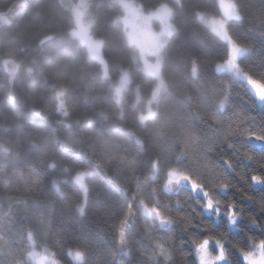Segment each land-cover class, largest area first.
<instances>
[{
    "label": "trees",
    "instance_id": "obj_1",
    "mask_svg": "<svg viewBox=\"0 0 264 264\" xmlns=\"http://www.w3.org/2000/svg\"><path fill=\"white\" fill-rule=\"evenodd\" d=\"M16 1L0 0V264H32L30 252L43 248L54 252L57 264H165L154 247L161 237L170 248L168 264H198L192 240L205 236L222 240L228 264H245L242 253L264 240V210L259 207L264 185L249 187L228 170L237 187L217 195L242 208L235 227L223 214L204 211L197 203L202 194L188 184L175 193L161 192L170 166H195L214 180L207 166L225 169L224 161L230 159L249 181L254 172L264 176L263 149L246 141L240 152L255 156L249 161L238 159L239 153L234 156V149L221 142L225 134L232 136L229 142L241 140L235 118L230 120L233 112L254 118L245 127L264 126V104L245 80L217 71L229 45L199 13L219 16L218 0H135L148 11L166 4L173 10L174 28L161 57L163 87L154 95L157 79L143 68L119 19L127 0H33L16 20L3 18ZM235 1L241 17L231 18L227 29L245 49L239 65L264 78V0ZM81 11L90 19L91 34L101 40L108 76L73 34ZM10 60L18 64L13 84L6 69ZM126 68L131 81L119 103L112 86ZM58 92H63L60 98ZM225 93L226 104L217 111ZM212 140L217 143L208 151L204 142ZM182 150L185 154L179 155ZM153 162L159 167L155 178ZM79 171L92 173L86 177L83 213V193L74 180ZM152 188L161 210L175 220L165 228L139 206L141 198L152 203ZM134 192L133 226L120 253L118 221ZM16 200L26 201L27 212ZM189 215L191 224L181 219ZM249 215L262 226L253 225ZM77 250L83 252L80 260Z\"/></svg>",
    "mask_w": 264,
    "mask_h": 264
},
{
    "label": "snow or ice",
    "instance_id": "obj_2",
    "mask_svg": "<svg viewBox=\"0 0 264 264\" xmlns=\"http://www.w3.org/2000/svg\"><path fill=\"white\" fill-rule=\"evenodd\" d=\"M221 6L224 9L225 14H232L235 12L234 4L231 0H221ZM217 30L223 32L226 36L224 25L222 23H218ZM229 49L227 58L218 65V67L222 68L227 66L229 69H233L237 72V74L242 75L246 80L247 85L253 90L255 96L260 102H264V78L256 77L252 75L250 72L242 70L241 66L238 62L239 55L244 51V46L234 41L230 36H228ZM61 93H57V95H61ZM227 101V93L224 96L220 97L217 101L218 108L217 111L224 108ZM63 105V101H61V106ZM146 117L141 116V120ZM235 118L236 123L238 125L235 130V134L241 137V140L238 143L229 142L232 140V136L225 134L223 138V143H227L229 148L234 149L233 155H237L239 153L238 159L242 157L243 159L253 161L255 160V156L250 154L248 151L240 152V149L244 147V144L248 140H256L261 143H264V126L259 127L256 130H253L251 127H245L244 125L250 121H253L254 118L250 116H246L241 112H233L230 120ZM219 123V121H216ZM254 124V123H252ZM192 139V138H190ZM139 142V141H138ZM187 143V142H185ZM205 146L208 151H211L213 145L217 143L216 140L205 141ZM185 152L182 150L179 155H184ZM223 158V157H222ZM123 159V157H121ZM261 161H264V156L260 157ZM225 165L227 166L225 169H221L218 164H211L208 167L209 172L215 173V179L210 180L209 177L198 169L195 166H191L187 169H181L180 167H168L165 175H164V183L162 185L161 192L163 193H171L172 190L180 185V184H188L192 192H199L202 194L203 199L197 200V203L200 204L201 208L204 211L212 212L213 215L219 216L223 214L227 217L228 223L230 225H235L237 220L241 218L242 208L237 204L235 200L227 199L222 200L217 195V192H227L233 187H237V185L233 182V180L228 176V170H231L233 173H236L239 176L240 180L244 181L248 184L249 187L252 184H260L264 185V176L259 174H252L250 177V181L246 175L237 172L238 165H234L230 159H225ZM54 166V165H50ZM264 167V163L260 165ZM159 172V167L157 162H153L152 165V178H155ZM91 171H79L75 174L74 180L79 185L82 193L83 199L81 204L79 205V210L81 213L84 212L87 205V195H88V185L86 183V177L91 176ZM119 183V181H117ZM123 191L125 193L129 192V189L121 185ZM57 191H60V186L56 185ZM137 190H139V181L137 180ZM138 192H134L131 195V198L127 204V209L124 212L122 218L118 221V230H117V242L120 244L126 243L127 241V228L129 226L130 220L134 215L133 204L130 202L134 200L137 196ZM245 198L252 199V197L247 196L245 193ZM151 199L152 203L149 204L146 202V199L141 198L139 200V206L142 209L145 216L150 217L154 222L158 221L160 226L171 225L175 223L173 217L169 215H165V212L161 210L160 200L158 199V193L155 188L151 189ZM16 204L23 205L25 211L27 212V203L23 200H16ZM176 203L179 205L180 201L177 200ZM259 207L261 210H264V197H261L259 200ZM195 211V209H193ZM198 215L201 216L199 213ZM40 222L43 223V217H39ZM182 220L188 221L191 224L190 215L181 217ZM250 222L257 227H261V223L256 219L255 216L249 215ZM201 224H203V220L201 219ZM199 227L200 225H196ZM208 229V226L205 228ZM185 231H189V228H185ZM220 236H226V233H220ZM29 239H31V234H29ZM195 256L198 260V264H220V262L224 259H227V253L225 251L223 242L220 238L213 236H205L203 239H193ZM167 241L164 238H159L154 243V247L156 248V255L162 256L164 258L165 264L171 259L170 248L166 247ZM215 244L217 247V251L213 254L210 251V245ZM255 247L260 250L259 256L255 253H242L245 257V264H264V240H260L255 244ZM130 251V249H129ZM35 256V264H42L43 260H46L47 257H42L38 254H32ZM75 256L77 259L83 257V252L77 250L75 252ZM150 260H155V255L147 256Z\"/></svg>",
    "mask_w": 264,
    "mask_h": 264
},
{
    "label": "rangeland",
    "instance_id": "obj_3",
    "mask_svg": "<svg viewBox=\"0 0 264 264\" xmlns=\"http://www.w3.org/2000/svg\"><path fill=\"white\" fill-rule=\"evenodd\" d=\"M231 2L234 4L235 7V12L232 14H225L224 9L221 6V0H218L219 8H221V14L219 16H214L210 14L208 15L204 12L199 13L200 17L206 20L205 22L207 23V25L210 26V28L213 29L222 39H225L228 45V36H230V34L229 30L227 29V23L231 18L239 19L241 17V13L239 7H237L236 1L231 0ZM124 6L125 13L119 19L123 23H125L126 32L128 33L130 43L134 44L135 47H137L138 54H140L139 56L142 60V64H144L143 68L146 72L153 75L157 79L156 86L153 91L154 95L155 90L158 86L159 88L157 89V92L163 87L162 81H164V78L163 74L161 73V57L164 46L167 43V38L171 35L172 29L174 28V23L172 21L173 10H171L172 8L169 7V4H166L155 8V10L153 11H148L146 8L143 7V5L139 1L135 0H127V3H125ZM77 14V23L75 28L73 29V34L76 35L81 42L88 46L91 56L95 57L103 66V76H108L109 66L107 65L105 55H103V45L101 44V40L97 39L94 35L91 34L90 19L87 18L86 11H81ZM2 17L6 19L4 14H2ZM218 23H222L224 25V29L227 33V36L223 32L217 30ZM241 54L239 55V57L241 56ZM217 71H228L232 73L234 77L240 78L243 81L245 80L242 75L237 74L235 70L229 69L227 66L220 68L217 65ZM130 81V71L128 68H126L121 72L118 81L113 84L112 87L114 88V92L116 97L118 98L119 103L122 102L123 92L127 89ZM262 103L264 104V102ZM141 212L143 213L142 210ZM236 224L231 226L235 227ZM29 240L31 246L34 245L35 247L36 242L34 237ZM210 251L213 254L216 253L217 247L215 244L210 245ZM259 252L260 250L254 247L250 253H255L257 256H259ZM32 254H38L42 257H47L46 260L42 261V264H57L56 262H54V260L56 259L54 252L51 249L43 248L41 250L38 249L37 251L32 250L29 254V258L30 261L33 262L32 264H35V256ZM220 264H228V258L222 260Z\"/></svg>",
    "mask_w": 264,
    "mask_h": 264
},
{
    "label": "water",
    "instance_id": "obj_4",
    "mask_svg": "<svg viewBox=\"0 0 264 264\" xmlns=\"http://www.w3.org/2000/svg\"><path fill=\"white\" fill-rule=\"evenodd\" d=\"M33 0H17L16 2H14L11 6V8L6 12L5 17L8 18L10 21H14L17 19V16L27 8V6L32 2ZM6 69L9 71L10 73V81L13 84L14 81V77L17 73V69H18V64L14 61V60H10L7 64H6ZM251 144L254 145L256 148H260L264 150V143H261L259 141L256 140H250ZM187 184H180L178 186H176L173 190L172 193L178 192V190H180L182 187L186 186ZM135 215V214H134ZM134 215L132 216L129 226L127 228V233L129 232V230L132 228L133 226V218ZM168 225H164L163 228L167 227ZM119 246V252L123 253V251L126 248V243L120 244L118 243Z\"/></svg>",
    "mask_w": 264,
    "mask_h": 264
},
{
    "label": "clouds",
    "instance_id": "obj_5",
    "mask_svg": "<svg viewBox=\"0 0 264 264\" xmlns=\"http://www.w3.org/2000/svg\"><path fill=\"white\" fill-rule=\"evenodd\" d=\"M29 71H31V69H29ZM58 93H61V92H58ZM63 95V92H62V94L61 95H57V98H60L61 96ZM65 115H67V113L65 112Z\"/></svg>",
    "mask_w": 264,
    "mask_h": 264
}]
</instances>
